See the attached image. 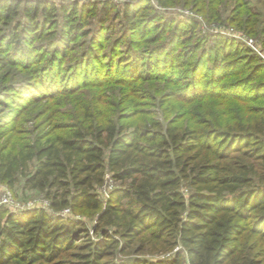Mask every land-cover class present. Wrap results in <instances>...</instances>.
<instances>
[{
  "label": "trees",
  "instance_id": "1",
  "mask_svg": "<svg viewBox=\"0 0 264 264\" xmlns=\"http://www.w3.org/2000/svg\"><path fill=\"white\" fill-rule=\"evenodd\" d=\"M129 2L126 10L135 12L148 0ZM21 3L0 0V22L15 18ZM46 3L23 4L25 21L9 30L11 44L19 49L50 22L54 7ZM61 8L73 16L77 4ZM188 22L165 24L180 32ZM76 26L61 38L72 41ZM213 41L212 62L227 69L224 58L238 54L236 46ZM242 59L250 73L231 93L235 109L224 105V89L198 80L192 99L182 101L195 102L190 116L161 123L133 113L129 123L100 116L89 123L87 108L65 134L0 145V185L13 191L20 184L48 201L46 209L0 205V264H264V103L247 100L264 98V67L254 56ZM47 79L50 89L58 83ZM105 174L117 186L103 200L96 190ZM64 210L95 218V226Z\"/></svg>",
  "mask_w": 264,
  "mask_h": 264
},
{
  "label": "rangeland",
  "instance_id": "2",
  "mask_svg": "<svg viewBox=\"0 0 264 264\" xmlns=\"http://www.w3.org/2000/svg\"><path fill=\"white\" fill-rule=\"evenodd\" d=\"M9 1L22 3L15 18L0 22V95L4 93L0 96V145H14L46 131L65 134V127L76 123L87 108L89 123L97 116L122 124L133 119L164 123L190 116L195 102L182 101L192 99L198 80L205 89L212 87L218 93L220 87L224 89V105L235 109L239 102L231 93L242 91L238 84L250 73L245 71L250 66L244 64L243 56L256 57L254 65L264 67V0H148L135 12L126 10L131 0ZM26 1L53 4L54 11L49 10L50 22L39 34L22 39L18 49L8 40L9 30L24 23ZM72 4H77L75 14L68 9L64 15L61 7ZM71 17L74 20L69 22ZM171 20L189 22L180 25L179 32L174 23L165 24ZM71 25H77L79 32H71L73 40L68 42L61 32L69 31ZM216 36L227 46H236L238 54L228 52L230 56L224 58L227 69L219 67L220 61L212 62L210 47ZM48 75L58 81L51 89ZM247 100L251 106L264 103V98ZM133 113L137 116L129 118ZM110 185L117 183L105 174L96 190L101 199ZM8 192L11 201L5 205ZM47 202L42 194L22 190L20 184L13 191L0 185V205L8 210L14 211L17 205L46 209ZM64 216L89 230L95 226L93 217L70 210Z\"/></svg>",
  "mask_w": 264,
  "mask_h": 264
},
{
  "label": "built area",
  "instance_id": "3",
  "mask_svg": "<svg viewBox=\"0 0 264 264\" xmlns=\"http://www.w3.org/2000/svg\"><path fill=\"white\" fill-rule=\"evenodd\" d=\"M110 189H112V186H111V185L109 186L108 190H110ZM7 196H8V197H7ZM7 196H6L5 199L3 200V203H5V205H6V204H9V202L11 201V197H10L9 192H8ZM25 209H38V208L33 207V206H30V205H28V206H26V207H23V208H20V207H18V205H17V206L15 207V210H14V211H20V210H25ZM68 212H69V210H64V211L61 212L60 215L64 216V213H68Z\"/></svg>",
  "mask_w": 264,
  "mask_h": 264
}]
</instances>
